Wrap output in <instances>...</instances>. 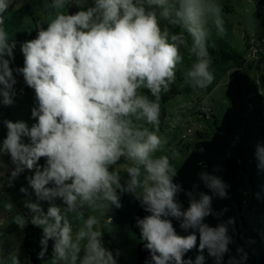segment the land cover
<instances>
[{"label": "clouds", "instance_id": "obj_1", "mask_svg": "<svg viewBox=\"0 0 264 264\" xmlns=\"http://www.w3.org/2000/svg\"><path fill=\"white\" fill-rule=\"evenodd\" d=\"M10 3L0 0V95L6 106L13 103L10 91L16 83L10 61L3 59L13 56L15 46L7 42L2 27ZM64 3L55 0L54 6L61 8ZM145 4L162 8V17H174L171 23L193 37L191 50L199 49L201 59L188 75L201 87L212 82L209 61L202 59L207 56V33L200 0H178V6H168V0H95V6L86 11L58 13L46 30L38 31L37 38L23 44L24 66L16 71L35 91L38 107L31 114L37 122L28 128L23 122L5 121L7 135L0 153L10 154L17 165L13 177L24 168L34 170L29 183L39 199L60 197L69 211L77 208L78 199L80 206L91 207L98 200H107L120 207L113 188L121 187L119 178L109 172V166L122 156L134 161V166L127 168L128 189H142V203L151 213L138 224L155 264H191L182 256L197 244L194 233L177 235L171 220L162 218L168 216L182 217V228L198 230L199 250L207 248L219 264L232 240L225 226L212 228L202 223L210 214L211 197L201 194L199 201L191 200L182 211L175 199L178 186L171 179L175 170L166 156H152L161 144L160 138L147 128L133 126L130 119L135 116L148 124H159V104L137 90L147 88L159 99L161 86L167 91L168 82L174 78L176 63L181 59L179 45L185 42L181 34L171 36L170 43L167 32L161 33L155 11H146ZM255 156L258 167L264 168V147L257 146ZM41 158L43 165L39 163ZM141 167L146 173L143 180ZM201 178L219 197L227 196V185L221 179L207 173H201ZM28 207L40 213L31 222L43 226L41 243L56 238L57 259L66 264H77L78 259L79 264H116L102 244V233L93 230L97 223L94 216L85 221L74 239L72 227L58 207H49L46 215L37 204ZM84 240L87 242L81 258L80 242ZM246 258L245 254L242 259ZM202 261L203 256H198L196 264ZM229 264H236L235 258H230Z\"/></svg>", "mask_w": 264, "mask_h": 264}, {"label": "rangeland", "instance_id": "obj_2", "mask_svg": "<svg viewBox=\"0 0 264 264\" xmlns=\"http://www.w3.org/2000/svg\"><path fill=\"white\" fill-rule=\"evenodd\" d=\"M255 2L256 0H200L204 7L202 19L206 33L223 35L232 47L241 51L245 57L241 70L251 75L256 74L257 70L264 73V57L257 53L261 51L264 55V31L255 20ZM174 3L176 4L177 0H168V6ZM54 4L55 0H11L9 8L3 14L2 27L7 33V42L15 44L13 56L11 58L4 56L3 59L10 61L9 67L13 70L16 83L10 91V98L13 100L11 105H4L3 97L0 95V148L7 135L5 121L23 122L28 128L37 122L31 114L32 109L38 107L35 91L26 84L23 75L16 71L17 68L24 66L21 50L23 44L37 38L40 29H47L40 25L42 22L49 25L58 13L71 15L81 10L86 11L95 6V0H65L61 8H56ZM144 6L146 11H155L161 33L167 32L171 43L174 26L171 19L174 17H162L160 13L163 9L160 7L147 4ZM191 68L180 59L174 69V78L168 82L167 91L161 86L159 99L147 88L137 90L139 95L147 96L150 101L159 104L158 125L148 124L144 119L137 120L135 116L130 117L133 126L147 128L160 138L161 144L152 156L154 158L166 156L170 168L175 171L189 154L195 141L211 137L228 105L224 93L227 73L218 76L216 84L207 94L186 93L183 87L189 80L188 73ZM0 89H3V85H0ZM25 142H28L27 138ZM44 162V158L39 161L41 165ZM131 166H134V161L122 156L115 164L109 166V172L118 175L121 186L118 189L142 196L140 187L135 191L128 189L130 176L127 168ZM16 168L17 165L12 161L10 154L0 153V264H32L22 246L21 226L31 222L33 217L40 213L29 208V204L39 205L44 215L47 214L49 207H58L62 216L71 225L74 239L76 233L84 227L85 221L94 216L97 223L93 230L102 233L100 237L102 244L112 253L116 264H133L137 237L127 224L111 221L110 201L98 200L95 206L90 207L87 204L80 206L78 199L77 208L69 211L60 197H53L51 200L37 197L29 183V177L34 175V170L24 168L13 177L12 173ZM169 174L171 175V172ZM145 176L146 173L141 167L140 179L143 180ZM113 188H117L116 185H113ZM86 242V240L80 242L81 258ZM54 259L56 264H66L64 260L55 257V252L43 264H53Z\"/></svg>", "mask_w": 264, "mask_h": 264}, {"label": "trees", "instance_id": "obj_3", "mask_svg": "<svg viewBox=\"0 0 264 264\" xmlns=\"http://www.w3.org/2000/svg\"><path fill=\"white\" fill-rule=\"evenodd\" d=\"M176 4L178 6V0ZM254 15L256 23L264 31V0H256ZM40 25L48 27L45 22ZM181 34L185 42L179 45V55L183 63L193 67L201 59L197 55L199 49L193 52L191 35L180 25H174L171 36ZM204 46L207 56L202 59L209 61L208 71L213 80L201 87L189 76L184 92L207 94L216 84L218 76L227 73L224 93L228 105L211 137L195 141L175 175L171 176L172 183L178 186L175 199L184 211L191 200L199 201L201 194L211 197L210 214L202 223L212 228L225 226L226 235L232 240L227 245L228 251L220 257L219 264H229L230 258H235L236 264H264V168L258 167L260 162L255 156L257 146L264 147V73L257 70L251 75L241 70L244 54L232 47L223 35L206 34ZM258 52L263 58V53ZM201 173L221 179L227 185V196L221 198L208 188ZM114 189L120 207L110 203V218L114 223L127 224L137 237L133 264H155L151 250L145 247L147 241L142 239L138 224V221L151 215L145 210L142 196ZM162 218L171 220L177 235L186 237L194 233L197 236L196 246L183 254L182 260L196 264L197 257L202 255L201 264H217L216 257L209 255L207 248L203 252L199 250L198 230L182 228V217ZM230 220L232 223H229ZM21 231L22 246L30 263L43 264L52 257L55 237L42 244L43 228L32 222L22 224ZM238 248L242 251L238 252ZM245 254L247 258L242 259ZM169 264H174V261Z\"/></svg>", "mask_w": 264, "mask_h": 264}, {"label": "crops", "instance_id": "obj_4", "mask_svg": "<svg viewBox=\"0 0 264 264\" xmlns=\"http://www.w3.org/2000/svg\"><path fill=\"white\" fill-rule=\"evenodd\" d=\"M201 112H203V110H201Z\"/></svg>", "mask_w": 264, "mask_h": 264}, {"label": "built area", "instance_id": "obj_5", "mask_svg": "<svg viewBox=\"0 0 264 264\" xmlns=\"http://www.w3.org/2000/svg\"><path fill=\"white\" fill-rule=\"evenodd\" d=\"M190 131V130H189Z\"/></svg>", "mask_w": 264, "mask_h": 264}]
</instances>
